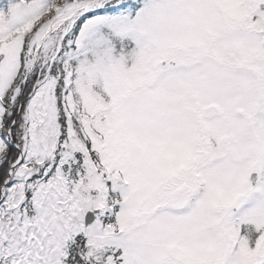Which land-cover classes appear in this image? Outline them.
I'll use <instances>...</instances> for the list:
<instances>
[{"label":"snow or ice","instance_id":"snow-or-ice-1","mask_svg":"<svg viewBox=\"0 0 264 264\" xmlns=\"http://www.w3.org/2000/svg\"><path fill=\"white\" fill-rule=\"evenodd\" d=\"M0 264H264V0H0Z\"/></svg>","mask_w":264,"mask_h":264}]
</instances>
